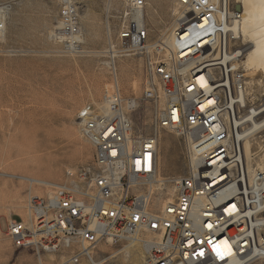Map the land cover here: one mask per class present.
Masks as SVG:
<instances>
[{"label": "built area", "instance_id": "obj_1", "mask_svg": "<svg viewBox=\"0 0 264 264\" xmlns=\"http://www.w3.org/2000/svg\"><path fill=\"white\" fill-rule=\"evenodd\" d=\"M218 1L181 0L188 13L175 37L185 45L188 40L181 35L190 32L194 45L190 54L170 51L149 68L143 98L158 99L153 81L158 78L166 100L164 109L154 114L153 134H133L130 116L137 109L136 99L122 98L116 82L105 89L102 104L87 103L79 109L75 123L92 147V163L66 170L59 183L33 185L37 194L28 191L24 217L6 220L5 235L15 250L31 251L38 259L67 252L71 264H80L90 260L99 242L124 241L141 246L142 264H227L230 257L224 259L214 250L221 252L219 242L226 239L233 257L246 259L247 264L264 260V173L254 164L258 188L244 185L240 200L224 197V185L232 184V174L241 173L242 183L248 169L243 166L240 133L228 135L224 120L237 110H248L253 123L264 122V96L251 97L242 68L246 47L237 30L228 28L239 22L240 12L229 13ZM144 6V0H126L114 43L112 29L106 27L105 54L112 65L118 57L146 52ZM12 7V2L0 4V56L15 53L4 45ZM80 16L77 0H59L49 38L60 46L62 56L86 53ZM225 18L226 30H219ZM216 36L230 37L237 48L229 72L220 67L224 55L214 58ZM193 58L198 60L188 66ZM199 77L204 85L196 82ZM204 100L211 103L200 109ZM161 131L182 141L186 169L176 182L156 181ZM170 184L172 196L162 205L160 197Z\"/></svg>", "mask_w": 264, "mask_h": 264}, {"label": "rangeland", "instance_id": "obj_2", "mask_svg": "<svg viewBox=\"0 0 264 264\" xmlns=\"http://www.w3.org/2000/svg\"><path fill=\"white\" fill-rule=\"evenodd\" d=\"M176 1L144 0L146 44L156 41V32L168 23ZM7 2H12L13 7L6 22L4 45L15 53L0 56V173L37 177L56 184L66 170H79L92 163V147L78 133L75 117L87 103L102 104L105 88L112 87L115 77L104 53L108 44L105 20L108 18L114 43L118 18L126 8V0H77L81 6L80 23L84 19L82 13L87 10L101 14L97 28L87 26L83 31L81 27L86 53L77 58L60 55V46L49 38L56 26L59 0H0V4ZM107 2H111V7L106 17ZM237 5L232 3L231 9L240 10ZM164 58V51L149 50L114 61L122 98L136 99L137 109L130 116L134 135L153 134L152 120L162 101L159 79L153 80L160 93L156 101L145 100L143 93L149 68L154 66L149 61ZM255 80L262 82L261 85L255 83L250 88L247 84V87L254 91L249 90L251 97L258 100L264 96V77L258 75ZM134 82L136 91H132ZM263 137L264 132L261 140ZM258 141L252 142V150ZM157 154L162 158V177L171 179L185 174L179 137L161 131ZM172 156L177 169L171 166ZM27 194L25 181L0 176V264H39L31 251L15 250L5 235L6 220L10 216L24 217ZM139 247L124 241H101L93 251L95 259L103 264H132L138 252H142ZM60 254L68 255L56 253V261ZM39 259L45 261V255ZM56 261L51 264H59ZM80 264H85L84 259ZM253 264H264V261Z\"/></svg>", "mask_w": 264, "mask_h": 264}, {"label": "bare ground", "instance_id": "obj_3", "mask_svg": "<svg viewBox=\"0 0 264 264\" xmlns=\"http://www.w3.org/2000/svg\"><path fill=\"white\" fill-rule=\"evenodd\" d=\"M232 3L239 5V6L237 5L236 7H238L240 10L236 9V11L240 12V20L235 25L230 24L228 28L237 30L238 36L240 37L239 39L241 41V44H244V46L246 47L244 57L242 59V68H243L245 77L248 78L249 80V81H246V84L250 85V88L251 86L252 87L255 86V83H257V85L260 86L262 82L258 83L256 82L255 79L256 77H258V75H260V77H264V0H219L217 4L218 6L220 5V7H222V4H224L225 10L231 13ZM110 7H111V2H107L106 7H105L106 17L108 15V10L110 9ZM171 8H172V12H171L168 23L164 27H162L159 30V32L158 31L156 32L158 36L156 41L150 44H146L148 41V36H147V39L144 43L145 44L144 49H146L147 52H149V50L151 52L153 51L156 53H160L161 51H164L165 57L168 56V52L170 51H173L176 53H180L183 51L181 53L182 56L188 55L192 52L191 48L194 45L193 41H191L190 39V37L192 36V33L190 32L182 33L181 39L186 40V41L188 40V42L185 45L178 44L177 43L178 37H175L176 29L178 25L180 24V21L182 19L184 20L186 19L185 14H187L188 11L186 7L183 6V4L181 3V0H177L175 5L172 6ZM83 15L84 13H82V16ZM142 17H143L142 24L145 27L144 11H143ZM218 18L220 19L221 16L218 15ZM108 24L109 23H107V26H106L107 29L109 27ZM105 25H106V20H105ZM201 25H204V21L201 22ZM226 25H227V19L225 18V23H219V30H226ZM111 40H110L109 46L113 44L111 43ZM214 47H215L214 58H222L223 55L225 58V59H220V67H222V72H229V65H234V58L237 57V48L233 46V40H231L230 37L216 36V38L214 39ZM88 53H91V52H88ZM139 55H142V54L139 53ZM196 60H198V58L191 59L188 66H191L193 62ZM149 62H151L150 65H152V64L160 62V59L155 60L154 62L150 60ZM109 65L112 66L109 68L112 69V73L115 77V78L113 77L115 79L113 83L116 82L119 88V84H118L119 82H118L117 73L115 70V63H113L112 65V62L109 61ZM196 82L199 85L205 84V81L203 80L202 77H199L196 80ZM131 86L133 89L132 91H136V83L135 82L132 83ZM159 89H160L159 91L162 94L161 84H160ZM250 91H252V89ZM161 97H162V101L160 103L157 102L159 103L160 110L164 109L165 101H166L163 95H161ZM210 103L211 101L204 100L201 103L200 109H204ZM257 125H258V129L255 128ZM224 128H227L228 135H236V133H240V142H243V149H244V151H242L243 166L244 168H248L246 170L245 177H242V183H241V173H234L232 174V184L224 185V197L226 200H240V190H244V185L251 184V188H258L257 170L264 173V140H261V137H262L261 130H264V122H258V123L254 122L253 123L252 116L248 114V110H237L232 115L227 116V120H224ZM258 139L259 141L257 142V147L252 150L250 148L252 142ZM159 140H160V136L158 137V143H159ZM160 145H161V142H160ZM157 148H158V144H157ZM161 160L162 158H160L159 154H157L156 181H159L160 183H165V181L169 180L168 181L169 183V182H176L180 180L182 176H177L171 179L162 177L161 175V172H162L161 162L162 161ZM254 164L257 170L253 169ZM171 166L172 168L177 167V165L174 163L173 156L171 158ZM0 176H7V177L11 176L12 178L25 181L26 183H28V191L29 190L31 191L33 189V192L35 194H37V189L34 188L33 185L35 184H49V185L55 184V183H52L46 180H42L41 178L38 179L37 177L36 178H33V177L31 178L28 176L18 177V175L17 176L11 175V174L9 175L6 173H0ZM48 192H50L49 189H48ZM172 193H173L172 184L166 185L165 192L162 193L163 197H160V201L162 205H164L167 202V200H170ZM230 209L232 208H229L228 210ZM129 245H134L137 247L140 246L138 243H132V242H130ZM219 246L221 248V252H220L221 255L219 256L223 257L224 259L230 257V261L227 264H247L246 259H239V257L232 256L233 251L231 247L229 246V244L227 243L226 239H222L219 242ZM139 248H137L138 251H141L139 250ZM95 254L96 253L92 249L91 254H90V260H84L85 264H103V261L95 259ZM58 258H59L58 260L59 264H71L68 260V255L64 256L63 254H60L58 255ZM54 261H56L55 254H45V261L38 259L39 264H51ZM260 261H264V260H257L255 262H260ZM131 263L132 264H142L143 263L142 252H138L137 257H135V259H133Z\"/></svg>", "mask_w": 264, "mask_h": 264}, {"label": "crops", "instance_id": "obj_4", "mask_svg": "<svg viewBox=\"0 0 264 264\" xmlns=\"http://www.w3.org/2000/svg\"><path fill=\"white\" fill-rule=\"evenodd\" d=\"M83 17H84V19L80 23L81 27L83 28V31L86 30L87 26L89 27V26L94 25L97 28L100 24V21H101V14H99V12H97L95 10L85 11ZM13 216H15L14 218L19 217V215H13ZM13 216H10V217H13Z\"/></svg>", "mask_w": 264, "mask_h": 264}, {"label": "snow or ice", "instance_id": "obj_5", "mask_svg": "<svg viewBox=\"0 0 264 264\" xmlns=\"http://www.w3.org/2000/svg\"><path fill=\"white\" fill-rule=\"evenodd\" d=\"M215 251H217V255H221V253L219 252L218 248H214Z\"/></svg>", "mask_w": 264, "mask_h": 264}]
</instances>
